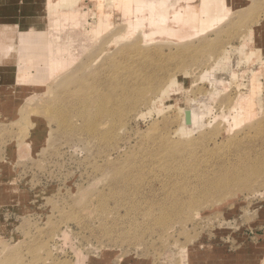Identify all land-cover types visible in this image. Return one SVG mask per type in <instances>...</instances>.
<instances>
[{
    "label": "rangeland",
    "instance_id": "rangeland-1",
    "mask_svg": "<svg viewBox=\"0 0 264 264\" xmlns=\"http://www.w3.org/2000/svg\"><path fill=\"white\" fill-rule=\"evenodd\" d=\"M227 2L204 36L149 44L133 0H0V264H264V0ZM29 29L75 58L26 86L15 68L49 65L12 42Z\"/></svg>",
    "mask_w": 264,
    "mask_h": 264
},
{
    "label": "bare ground",
    "instance_id": "bare-ground-1",
    "mask_svg": "<svg viewBox=\"0 0 264 264\" xmlns=\"http://www.w3.org/2000/svg\"><path fill=\"white\" fill-rule=\"evenodd\" d=\"M133 3L134 5L132 6L131 12L128 11L126 13L127 15L123 13L122 17L129 19L128 27L130 29L131 28L135 29V31L136 29L141 30L143 32L142 38L144 39L145 43H149V44H152L155 41H156V44H159L160 41L158 40H162L165 38L176 40L178 43H181V42L185 43L187 40L189 42V41H192V39L193 40L196 38L198 39V37L202 35L204 36L205 33L212 31L214 27L227 21L233 14L232 9L230 8V5L228 4L227 0H176V1L174 0H133ZM52 10H55V9L53 8ZM246 14L247 16H245ZM248 14L249 13L247 12V10L242 11L241 16L239 17L238 20L242 22L244 21V17H245V20L254 19L253 17H250ZM73 18H74L73 21H75L76 23L80 21V20L76 21L78 20L77 15H73L72 19ZM109 20H111V18H109ZM109 20L107 21L108 23H109ZM50 23L52 24L51 21ZM104 24L96 28V29L99 28L96 31L97 33L96 36L98 35L99 37V33L104 32L105 30L109 29L110 25L106 24L104 26ZM54 26L55 25H52V27ZM9 31H7L6 29V33H8ZM46 33H47L46 29L45 30L29 29L28 31L23 32V33L17 32L16 36L12 38V42H14V41H18V37L20 36L26 37L28 40L24 43V50L27 51V53L29 52L30 55L35 58V60L42 57V55L40 54L42 53V50L38 48L40 45H44L45 50H46L45 54L47 53V55L49 56L48 68L47 69L39 68V70H36L37 71L36 76H33L31 73V63H34V60L27 59L28 64L24 70H20L19 72H17L18 69L15 68V79H17V83L27 84L26 86H28L30 84H39V83L45 82L46 78H44V73H47L48 76L50 75V78H54V76H56L55 74L58 75L59 73L66 70L68 68V63L70 62V60L72 59L73 61V59L75 58L71 50H69L71 49L70 44L64 45V46L61 43L55 44L56 43L55 41H58V40L56 39L53 40L54 37H51L50 34L49 35L53 41H48L47 39L48 34ZM123 37L120 40H123ZM249 37L248 38L250 40L253 39L252 35H250ZM245 40L247 39L244 38V41ZM246 43L248 42H245L243 46L244 48L248 45ZM247 47H249V45ZM15 51L16 53L15 52L14 53L17 54L19 49H16ZM55 51H57V56L52 54V53L55 54ZM27 53L26 55H28ZM72 55L73 57H71ZM12 57L13 55L11 56V58ZM72 61L69 64H72ZM6 63H7L6 65H3L0 67V70H5L6 69L5 67H8L9 65H11L12 67L13 60L11 61L9 60ZM256 86L258 90L260 88H263L261 87L260 84H256ZM171 90H173V88H171ZM256 93H258L256 92V88L255 89L253 88L250 95L241 97L239 98V100H237L236 103H234L235 106L232 107V110L230 111L231 113L234 112V117H233L234 124L233 125L235 127L242 125L243 123L248 121V119L253 120L252 118L254 116L256 117L257 111L253 112L255 111L253 100L255 98ZM195 117H197L196 121L198 118L200 119V116L190 114L189 123H187V117H185L184 120L187 126H193V127L195 126L194 125ZM237 175H240V174H237Z\"/></svg>",
    "mask_w": 264,
    "mask_h": 264
},
{
    "label": "water",
    "instance_id": "water-1",
    "mask_svg": "<svg viewBox=\"0 0 264 264\" xmlns=\"http://www.w3.org/2000/svg\"><path fill=\"white\" fill-rule=\"evenodd\" d=\"M186 116H187V123H189V121H190V113L187 112V113H186Z\"/></svg>",
    "mask_w": 264,
    "mask_h": 264
}]
</instances>
